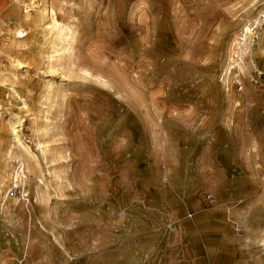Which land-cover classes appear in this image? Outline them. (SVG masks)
I'll return each instance as SVG.
<instances>
[{"label": "rangeland", "instance_id": "374dc122", "mask_svg": "<svg viewBox=\"0 0 264 264\" xmlns=\"http://www.w3.org/2000/svg\"><path fill=\"white\" fill-rule=\"evenodd\" d=\"M163 195L264 264V0H0V264H90Z\"/></svg>", "mask_w": 264, "mask_h": 264}, {"label": "crops", "instance_id": "0c3cea01", "mask_svg": "<svg viewBox=\"0 0 264 264\" xmlns=\"http://www.w3.org/2000/svg\"><path fill=\"white\" fill-rule=\"evenodd\" d=\"M162 202L147 208L141 225L123 224L108 240L105 256H92L90 264H240L242 257L219 252L207 223L194 225L173 219L178 200L163 195ZM207 215H209L207 213ZM174 224V229L171 225ZM116 237V238H115ZM249 264V261H246Z\"/></svg>", "mask_w": 264, "mask_h": 264}, {"label": "built area", "instance_id": "2783aa9c", "mask_svg": "<svg viewBox=\"0 0 264 264\" xmlns=\"http://www.w3.org/2000/svg\"><path fill=\"white\" fill-rule=\"evenodd\" d=\"M26 177H27V175L25 173V169L21 165L19 167L17 173H15V176L13 173V176L11 179V185L8 188V192H7V196L9 199L16 198L22 193L23 183H24ZM23 194H24V195H22L23 198H26L28 196V195H25V193H23ZM207 199L211 205H214L216 202V198L213 194H208ZM170 228L174 229V226H171ZM237 231H238V234H241L239 228Z\"/></svg>", "mask_w": 264, "mask_h": 264}, {"label": "bare ground", "instance_id": "6f19581e", "mask_svg": "<svg viewBox=\"0 0 264 264\" xmlns=\"http://www.w3.org/2000/svg\"><path fill=\"white\" fill-rule=\"evenodd\" d=\"M56 15V8L55 6L53 5V3L51 4V11H49L48 13V17L50 18V20L52 21V24L49 25V29H50V33L53 34L55 31L54 30H57L56 31V35L58 36L59 39H62V40H68V30L65 29L63 26H58V21L55 17ZM35 22H37V20H35ZM73 29V28H72ZM74 30V29H73ZM70 34V33H69ZM72 38V37H71ZM61 41V40H60ZM62 42V41H61ZM69 44V43H68ZM72 46V45H70ZM66 47V46H65Z\"/></svg>", "mask_w": 264, "mask_h": 264}]
</instances>
